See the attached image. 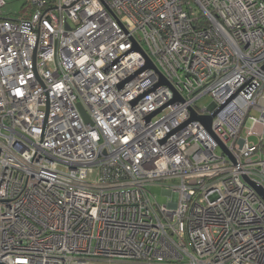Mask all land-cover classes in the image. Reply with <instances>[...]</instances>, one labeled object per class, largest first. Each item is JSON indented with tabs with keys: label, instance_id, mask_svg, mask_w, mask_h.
I'll return each mask as SVG.
<instances>
[{
	"label": "built area",
	"instance_id": "obj_1",
	"mask_svg": "<svg viewBox=\"0 0 264 264\" xmlns=\"http://www.w3.org/2000/svg\"><path fill=\"white\" fill-rule=\"evenodd\" d=\"M27 1L0 17V264H264V0Z\"/></svg>",
	"mask_w": 264,
	"mask_h": 264
},
{
	"label": "rangeland",
	"instance_id": "obj_2",
	"mask_svg": "<svg viewBox=\"0 0 264 264\" xmlns=\"http://www.w3.org/2000/svg\"><path fill=\"white\" fill-rule=\"evenodd\" d=\"M29 1L27 0H6V4L0 8V17H6L10 19H17L29 15L30 10L28 9ZM209 96L202 97L198 104L200 106H206L210 102ZM261 131V128H258ZM251 140L256 141V138L251 136ZM219 153V149L217 150ZM168 184V183H166ZM147 189L155 198L159 204H165L167 202V195L163 192V186L161 184H150Z\"/></svg>",
	"mask_w": 264,
	"mask_h": 264
},
{
	"label": "water",
	"instance_id": "obj_3",
	"mask_svg": "<svg viewBox=\"0 0 264 264\" xmlns=\"http://www.w3.org/2000/svg\"><path fill=\"white\" fill-rule=\"evenodd\" d=\"M110 13H111L112 16L118 21V18L115 16V14H114L113 12H110ZM118 22H119V21H118ZM137 48H138V47H136V46L133 47V49H137ZM147 66H151V67L154 68V66H153L152 64H150L149 61H147L145 67H147ZM161 83H166V84H167V81H165V80L162 79V80H161ZM122 84H123V82H121V83L119 84V86H122ZM79 108H80V110H81V112H82L84 118H85L86 120H89L88 117H87V115H86V113H85V111L83 110V108H82L80 105H79ZM162 108H163V107L157 109L155 112H152V113L149 115L148 118H150V117L153 116L154 114L158 113ZM211 118H212V116H199V115H197L194 111H192V112H191V118H190V120H197V119H198V120H200V121L205 125L206 128L209 129V127H210V122H211ZM252 185H253V184H252ZM253 186H255V185H253ZM255 188H256L257 193H258V194L263 198V200H264V191H263L261 188H259V187H255Z\"/></svg>",
	"mask_w": 264,
	"mask_h": 264
}]
</instances>
